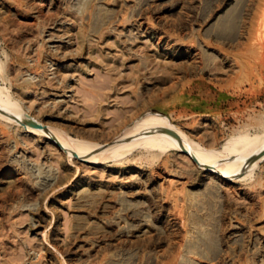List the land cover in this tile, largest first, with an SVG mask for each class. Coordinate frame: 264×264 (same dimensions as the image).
Wrapping results in <instances>:
<instances>
[{
    "label": "rangeland",
    "instance_id": "374dc122",
    "mask_svg": "<svg viewBox=\"0 0 264 264\" xmlns=\"http://www.w3.org/2000/svg\"><path fill=\"white\" fill-rule=\"evenodd\" d=\"M0 106L99 151L149 125L264 138V0H0ZM4 117L0 264H264V158L97 163Z\"/></svg>",
    "mask_w": 264,
    "mask_h": 264
},
{
    "label": "bare ground",
    "instance_id": "6f19581e",
    "mask_svg": "<svg viewBox=\"0 0 264 264\" xmlns=\"http://www.w3.org/2000/svg\"><path fill=\"white\" fill-rule=\"evenodd\" d=\"M6 105L13 106L10 103ZM2 109L4 108L0 106V116H5L11 123H25L28 129L33 133H45L46 137L50 138L60 147L62 146L67 150L69 149L68 151H77L80 153L79 155H87L88 153H91L89 155L92 156L87 155L86 157L97 163H100L101 160H105L108 156H110L115 162H121L126 159L128 160V156L124 154V152H127L126 148L142 145L143 143L153 140L161 141L165 145L173 146L184 151L192 160L196 157L200 166H198L194 160L193 161L197 167L211 172H217V169H222L225 173L233 174L239 171L240 168L249 166L254 167L264 158V138L259 135L251 137L247 133H243L238 140L226 143L222 150H210L200 146L187 135L175 130L169 125L164 127L145 125L147 127H139L136 131L134 130V132L133 130H129L128 133L130 134L123 136L122 141L120 142L121 146L118 149L115 147L111 148V146H113L111 145L109 148L99 151L96 147L92 146V143L90 145V142L87 143L84 142V140H82V142L80 141L81 139L67 142L64 139V134H53L54 132L52 133V131L46 127H42L43 129H41L39 125V127H37V124L35 125L34 122L27 119L18 109L11 108L6 112L7 115L1 113ZM117 145L119 146V142ZM123 147H125L124 149L126 150H120L123 149ZM140 158L147 159V156L141 155Z\"/></svg>",
    "mask_w": 264,
    "mask_h": 264
},
{
    "label": "water",
    "instance_id": "95a60500",
    "mask_svg": "<svg viewBox=\"0 0 264 264\" xmlns=\"http://www.w3.org/2000/svg\"><path fill=\"white\" fill-rule=\"evenodd\" d=\"M193 160L195 161V163H197L198 166H200V164H199V162H198L196 157H194Z\"/></svg>",
    "mask_w": 264,
    "mask_h": 264
}]
</instances>
